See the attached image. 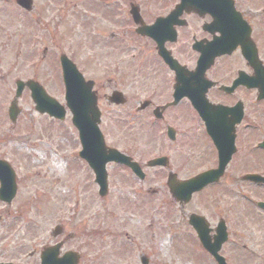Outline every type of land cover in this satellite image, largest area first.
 <instances>
[{
	"label": "flooded vegetation",
	"instance_id": "obj_1",
	"mask_svg": "<svg viewBox=\"0 0 264 264\" xmlns=\"http://www.w3.org/2000/svg\"><path fill=\"white\" fill-rule=\"evenodd\" d=\"M72 1L61 0L58 7L66 9ZM90 2L99 7V23L91 29L101 57L104 47L115 49L130 41L140 49L127 73L113 63L106 67L114 73L112 78L105 76L99 83L85 77L94 82L100 127L107 137L110 122L119 140L143 144L146 140L152 149L150 157H136L133 148L131 154L122 152L128 157L108 163L109 192L113 185L122 193L172 194V185L220 171L221 156L230 157L222 176L201 193L236 192L243 187L256 192L245 194V202L212 203L208 213H193L203 217L204 223L199 220L190 227L201 254L217 264L200 235L208 234V246L215 249L218 225L224 224L229 235L219 254L232 264L226 249L230 242L240 241L233 240L232 226L249 223L252 215L259 224L258 254L247 251L242 260L264 264V182L247 180L249 175L264 176V0H76L69 11ZM97 62L100 65L99 56ZM86 159L81 158V170L95 178ZM156 160L160 163L152 164ZM14 168L16 195L12 202L0 197L2 235L4 231L7 235L9 224L16 223L13 215L25 204L20 200L24 178ZM95 185L99 191V184ZM51 238L41 249L20 253L10 261L1 260L6 254L1 251L0 264H42L44 250L57 246L49 264H71V259L66 260L72 252L66 248L70 233L57 225ZM81 259L80 254L78 264Z\"/></svg>",
	"mask_w": 264,
	"mask_h": 264
},
{
	"label": "rangeland",
	"instance_id": "obj_2",
	"mask_svg": "<svg viewBox=\"0 0 264 264\" xmlns=\"http://www.w3.org/2000/svg\"><path fill=\"white\" fill-rule=\"evenodd\" d=\"M60 2L36 0L33 12L27 13L13 0H0V158L13 164L24 178L20 200L25 203L13 215L17 221L9 224L7 235L0 231V254L6 251L1 260L41 249L52 241L51 231L60 225L72 237L66 248L82 255L80 264H142L143 258L149 264H197L195 260L211 264L200 252L188 224L190 215L208 213L212 203L245 202L244 195L256 190L205 191L180 205L171 194L122 193L112 185L108 196L100 198L94 176L81 170V145L69 113L66 123L39 114L26 89L18 100L17 123L7 118L18 80L39 82L65 105L59 55L66 54L86 78L101 83L114 74L106 67L117 63L127 73L139 53L130 41L115 49L104 47L103 60L91 29L99 23V7L90 2L87 7L73 8L74 12L69 8L76 0L66 9L58 7ZM111 126L109 122L105 129L108 147L128 154L136 148V157H150L152 149L146 140L144 144L123 142ZM251 216L249 223L232 226L233 240H240L230 242L226 249L232 264H246L242 255L247 251L258 254L259 224ZM7 222H12L11 216Z\"/></svg>",
	"mask_w": 264,
	"mask_h": 264
},
{
	"label": "water",
	"instance_id": "obj_3",
	"mask_svg": "<svg viewBox=\"0 0 264 264\" xmlns=\"http://www.w3.org/2000/svg\"><path fill=\"white\" fill-rule=\"evenodd\" d=\"M19 3L26 9L32 10V2L31 0H18ZM62 65L64 70V77L67 88L66 100L68 102V106L72 111V115H74L73 122L74 125L80 131V137L83 145V151L81 152L82 157H87L89 162L93 164L95 171H97L98 182L101 185L100 194L102 196H106L108 192L107 186V173L105 170V165L107 162L114 161L115 157H126L121 155L117 150L108 149L106 147L103 135L98 127L100 113L97 108L96 97L92 92L93 83L85 82L82 75L77 70L76 66L70 62L67 58L62 57ZM28 85V87L32 90V97L37 103V109L41 113L48 112L50 116L64 119V108L61 107L54 99H51L44 89L37 84L35 81H29L24 83L19 81L17 83L18 90L16 94V98L12 105L10 106V118L13 121H16L17 116L19 115V110L17 108V100L22 94L24 88ZM103 157V158H99ZM230 160V157H222L220 163V171L214 173L203 174L193 180L172 185V194L173 196L180 202L188 203L193 193L200 191L207 184L215 181L219 176L223 174V170ZM2 178L4 182V186H2L1 194L6 198V194L9 196L6 198L9 202L12 199L14 194L15 187L13 186V182L10 181V175L3 172ZM248 179L255 181H263L262 177L250 176ZM2 182V181H1ZM199 220L203 218L198 217L196 215L191 216L190 223L192 225H197L201 223ZM217 232L219 236L216 237L215 249H211L221 264H225L223 258L218 256V251L220 250L222 244L226 242V230L225 227L218 228ZM212 247V246H210ZM48 252V251H46ZM57 254H52L53 257H56ZM48 258V255L46 254ZM79 256L75 253L71 254V259L73 262L71 264L78 263ZM59 262H56L58 264ZM144 264H148V261L144 259Z\"/></svg>",
	"mask_w": 264,
	"mask_h": 264
},
{
	"label": "bare ground",
	"instance_id": "obj_4",
	"mask_svg": "<svg viewBox=\"0 0 264 264\" xmlns=\"http://www.w3.org/2000/svg\"><path fill=\"white\" fill-rule=\"evenodd\" d=\"M54 163H55V161H54ZM55 164H56V163H55ZM56 165L61 166V164H56Z\"/></svg>",
	"mask_w": 264,
	"mask_h": 264
}]
</instances>
